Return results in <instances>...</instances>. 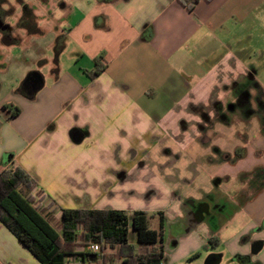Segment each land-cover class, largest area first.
Instances as JSON below:
<instances>
[{"label": "crops", "instance_id": "0c3cea01", "mask_svg": "<svg viewBox=\"0 0 264 264\" xmlns=\"http://www.w3.org/2000/svg\"><path fill=\"white\" fill-rule=\"evenodd\" d=\"M188 4L183 0L31 3L36 26L32 40L45 41L52 52L57 37L63 43L54 55L38 51L33 55L48 76L40 68L18 67L11 70L10 88L0 85V172L21 167L37 182V195L48 196L42 197L44 206L51 199L57 207L69 209L163 211L164 227L170 223L183 231L170 250L163 248L161 264L173 262L183 237L188 239L183 257L194 253L202 257V251L207 260L219 264L224 254L217 251L222 250L238 263L264 264V123L255 128L241 120V126L220 120L209 124L207 116L214 114L215 106L210 113L205 107L213 88L228 83L233 72L232 99L239 100L249 90L264 92L254 70L248 71L245 55L234 52L218 36L230 21L245 29L248 22L261 25L264 0ZM57 15L64 26L61 31ZM1 38L0 34V47H6ZM68 44L75 52L65 55ZM101 54L105 67L90 79L88 71ZM32 72L42 78L35 91L24 83ZM248 75L254 79L252 87L245 84ZM223 97V93L216 96ZM4 105L18 108L17 115L3 119ZM228 111L236 112L231 107ZM71 132L80 134L81 141L74 142ZM163 137L181 146L195 164H201L197 159L202 154L217 165L213 181L203 190L182 194L171 191L160 169L152 166L154 171L145 176L148 185L143 193H136L146 201L123 205L135 193L116 189L112 183L128 180L131 167L141 174L143 167L132 166L131 160L147 154L148 141L156 143ZM165 149L173 165L183 156ZM97 151L104 160L88 158ZM79 167L86 172L78 174ZM90 171L99 172L95 183ZM162 198L164 205L157 201ZM226 211L231 213L227 221L237 217L240 225L222 237L217 235L222 228L218 217ZM255 241H261L262 247L252 254ZM0 264H40L1 222Z\"/></svg>", "mask_w": 264, "mask_h": 264}, {"label": "rangeland", "instance_id": "374dc122", "mask_svg": "<svg viewBox=\"0 0 264 264\" xmlns=\"http://www.w3.org/2000/svg\"><path fill=\"white\" fill-rule=\"evenodd\" d=\"M27 2L29 5L31 4L32 0H24ZM73 1V0H71ZM50 2L54 3V0H50ZM64 2V0H63ZM4 7L7 9L8 13L5 16V21L9 23V25H12L14 27L15 21L17 16L19 15L20 12V6L16 3V0H7L6 4ZM53 10H50V14L48 13V17H51V13ZM57 18L59 19V16L57 15ZM57 25L60 29V31L64 28L63 24L60 23V19L57 20ZM246 29L243 27H240L233 21H230L226 24V31L225 33L218 34V36L226 41L230 45V48L236 52V51H241L240 53L245 55L246 59V65L249 67L248 71H253L255 72L256 79L260 82L261 87L264 89V20L262 21L261 25H251L248 22L247 23ZM17 29V27L15 28ZM14 30V29H13ZM16 31V30H15ZM20 33L22 32L21 30H17ZM22 39H24L23 43L24 45L21 46H2L0 47V52H2V56H0V85L2 89L4 88H10V81L11 78L13 77V72L11 70H15L18 67H24V68H40V72L42 75H47L48 72L46 70V67H42L35 63L33 55L36 51L41 52L44 55L49 56L50 54H55L54 53V48L53 52L52 49L47 48V43L43 41V44L41 43L42 41L39 39H34V41L31 42L30 37H25V35H20ZM65 41V40H64ZM61 42L63 43V39H61ZM49 49V50H48ZM75 50L73 44H68L67 47L65 48L64 52L65 55H68L69 53L73 52ZM75 52V51H74ZM237 53V52H236ZM64 64V63H63ZM33 70V69H31ZM27 71L26 75L28 74ZM232 73V72H229ZM24 75V78L26 77ZM236 73L233 72L232 75H229L228 77V83L226 84H217L212 91L211 94V99L209 103L206 104V109L210 112H212V107L215 106L216 104H220L221 108L223 109L226 113V115L220 117V115H216L215 112L214 114L210 113L207 118H208V123H214L216 121H222L226 124H230V126H241L242 123L238 122L239 120L243 121L246 123V125H249V128H255L257 126H261L264 123V92L262 90L256 91L254 90H249L247 93H245L242 97H240L239 100L237 99H232L231 92H230V84H232L233 76L235 77ZM48 76V75H47ZM239 78V77H237ZM23 79V78H22ZM245 84L246 85H253L254 79L252 78V75H248L245 79ZM21 81V80H20ZM20 83V82H19ZM252 87V86H251ZM220 93H223L224 97L222 99L216 98V96ZM256 98V100H255ZM230 104L231 109H235L238 111V108L240 109L241 107L246 108V114L249 115V117H240L238 112L236 111L234 113L231 111H228L227 105ZM210 109V110H209ZM4 114L6 117H3V119H7V116L9 115V112L4 109ZM238 116H237V115ZM4 115V116H5ZM251 115V117H250ZM247 120H244L246 119ZM149 145V148H147V154L145 153L144 157L140 158V156H135L130 164L132 163V166H137L140 167L142 166L143 170L141 174H137L136 171H134V168L129 172H127L128 175L132 174L131 176H128V180L124 181L123 183L120 184L119 181L116 183H111L114 184V187L116 189L119 188V190H122L126 193L128 192H133L135 193L134 195H131L130 197H127L126 201L122 204L127 205V204H135L138 203L139 201H146L142 198L137 197L136 193H143L145 186L148 185V182L145 181V176L147 173L151 172V169L154 171L152 166H156L160 169V172L163 173V176L161 177L164 181V183L171 189V191H176V192H181L182 194L186 193H191L194 191H200V189H204L210 186V183L213 181L212 176L213 173L216 171V166L214 164H210L206 157H203L201 154L200 157H198V162L196 163L195 159H190L189 155L184 156L183 149H180L181 146L175 147L172 145L169 139L163 137L160 138L156 143L154 141L150 140L147 142ZM169 144V146H168ZM80 146V145H78ZM81 146H85V143L81 144ZM172 146V147H171ZM170 147V150L172 153H178L180 155H183L180 160H177L175 165H173V158L167 159L165 155V148ZM175 147V148H173ZM136 148V147H133ZM182 148V147H181ZM140 150V149H139ZM192 152V151H191ZM190 152V153H191ZM193 155V153H191ZM171 155H169L170 157ZM89 159H97V160H104L103 156L100 155L97 151L94 157L88 156ZM187 164H185V162ZM124 162L120 163V166L124 168L123 165ZM192 163V165H191ZM130 164H127L129 166ZM153 164V165H152ZM173 165L172 167H170ZM189 165V166H188ZM191 165V167H190ZM202 165V166H201ZM147 167V168H145ZM87 169V168H86ZM86 169H81L79 167V171L77 172L78 174L86 172ZM127 169V168H125ZM163 169V170H161ZM125 171V170H124ZM167 171H171L170 173ZM91 172V171H90ZM93 172V171H92ZM91 174L95 179H98V173L97 171H94ZM184 172L186 174H184ZM194 173L195 175L193 176ZM106 174V173H104ZM195 177L194 179H192ZM113 189H111L112 191ZM158 203L161 205H164L166 203V199H159L157 200ZM137 205V204H136ZM231 213L229 212H223L221 215L218 217L219 218V223L222 225V228L218 232V236H229L231 233H234L238 230L239 225H240V218H232L227 221V218L230 216ZM244 216V215H243ZM242 218V217H241ZM227 221V222H226ZM151 228H157V220L156 218L152 219L150 222ZM182 229L180 226H176L173 224H166L164 227V230H162V237H163V248L166 249L167 251L173 247V241L176 240L177 235L182 233ZM186 238L183 237L181 239V247L178 250L176 254L173 255L171 263L167 264H206V260L208 255L204 252L201 251L202 257H183L182 254L185 250V247L188 245V239L185 240ZM128 242L130 246V251L136 252L138 249V243L136 241V236L135 232L133 229H129L128 231ZM218 254L222 253L223 255V260L219 264H242L238 263L234 260L233 257H229L228 254H225V252L217 251ZM125 258H121L120 260H115L112 264H121L122 261H124ZM165 261V260H163ZM167 262V261H166Z\"/></svg>", "mask_w": 264, "mask_h": 264}, {"label": "trees", "instance_id": "16d2710c", "mask_svg": "<svg viewBox=\"0 0 264 264\" xmlns=\"http://www.w3.org/2000/svg\"><path fill=\"white\" fill-rule=\"evenodd\" d=\"M185 1L191 7L197 0ZM60 47L55 46V51ZM102 59V54L94 59V67L88 71L90 79L104 69ZM2 108L9 112L6 120L19 111L6 105ZM38 193L37 182L21 167L0 172V222L40 264H112L121 258H125L121 264L162 263L163 211L69 209L57 207L51 199L44 206L42 197L48 196ZM50 209H56L58 214L53 215ZM154 218L157 228L150 225ZM130 228L139 245L133 253L128 242ZM93 244H98V251L88 250Z\"/></svg>", "mask_w": 264, "mask_h": 264}, {"label": "flooded vegetation", "instance_id": "af4514ba", "mask_svg": "<svg viewBox=\"0 0 264 264\" xmlns=\"http://www.w3.org/2000/svg\"><path fill=\"white\" fill-rule=\"evenodd\" d=\"M35 0H32L31 3H33ZM7 0H0V34H1V41L3 42L4 45H24L23 41L24 39L21 38V34L17 30H21L25 37H30L31 42L33 33L35 32L36 26L34 23V9L24 0H16V3L20 6V12L19 15L16 18L15 25L14 27L9 25L5 21V16L8 13L7 9L4 7L6 4ZM10 15V14H9ZM17 27V29H15ZM14 29V30H13ZM16 30V31H15ZM56 46L60 47L61 46V37L56 38ZM55 50V46H54ZM250 87L249 85H247ZM256 100V98H255ZM215 114L220 115V117L226 115L224 113L225 111L221 108V105L216 104L215 107ZM227 110L230 109V104L227 105ZM237 111V110H236ZM240 117H246V108L241 107L240 109L238 108L237 111Z\"/></svg>", "mask_w": 264, "mask_h": 264}, {"label": "water", "instance_id": "95a60500", "mask_svg": "<svg viewBox=\"0 0 264 264\" xmlns=\"http://www.w3.org/2000/svg\"><path fill=\"white\" fill-rule=\"evenodd\" d=\"M41 76L38 72H32L31 74H29L25 79H24V83L26 85H29L34 91L37 90L39 87H41ZM71 139L74 142H80L82 139V136L80 134H78L77 132H71ZM262 247V242L261 241H255L250 249V252L252 254L257 253ZM216 260H207L206 264H215Z\"/></svg>", "mask_w": 264, "mask_h": 264}, {"label": "built area", "instance_id": "2783aa9c", "mask_svg": "<svg viewBox=\"0 0 264 264\" xmlns=\"http://www.w3.org/2000/svg\"><path fill=\"white\" fill-rule=\"evenodd\" d=\"M89 250L92 252L98 251V244H93L89 246Z\"/></svg>", "mask_w": 264, "mask_h": 264}]
</instances>
